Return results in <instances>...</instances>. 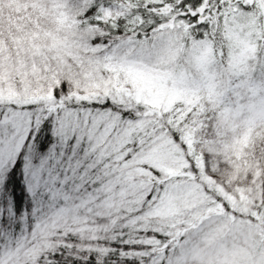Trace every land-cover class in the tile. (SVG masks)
<instances>
[{
	"label": "snow or ice",
	"instance_id": "snow-or-ice-1",
	"mask_svg": "<svg viewBox=\"0 0 264 264\" xmlns=\"http://www.w3.org/2000/svg\"><path fill=\"white\" fill-rule=\"evenodd\" d=\"M0 264H264V0H0Z\"/></svg>",
	"mask_w": 264,
	"mask_h": 264
}]
</instances>
